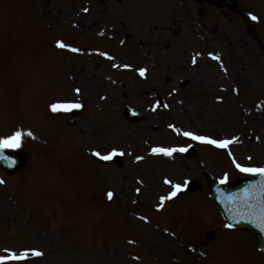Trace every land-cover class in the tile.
Wrapping results in <instances>:
<instances>
[{
    "label": "rangeland",
    "instance_id": "rangeland-1",
    "mask_svg": "<svg viewBox=\"0 0 264 264\" xmlns=\"http://www.w3.org/2000/svg\"><path fill=\"white\" fill-rule=\"evenodd\" d=\"M237 1L260 18V41L236 11L194 0H0V136L24 128L38 137L19 149L28 153L20 174L0 170V255L36 248L44 255L23 264H264L252 237L221 221L204 181L247 177L233 157L264 166V0ZM56 102L82 110L53 113ZM126 107L143 118L128 122ZM183 131L233 143L209 147ZM155 146L193 152L154 155ZM113 149L123 155L93 154ZM165 177L200 186L158 209L172 190Z\"/></svg>",
    "mask_w": 264,
    "mask_h": 264
},
{
    "label": "snow or ice",
    "instance_id": "snow-or-ice-1",
    "mask_svg": "<svg viewBox=\"0 0 264 264\" xmlns=\"http://www.w3.org/2000/svg\"><path fill=\"white\" fill-rule=\"evenodd\" d=\"M84 11H88V9H84ZM248 15L252 21H259L260 19L256 14H253L251 12H249ZM56 46L62 49H69L72 52L81 51V49L73 47L72 45L65 43L63 40H58L56 42ZM101 54L105 56L107 55V53H101ZM209 56H211L212 59L216 61H221L222 59L220 55L214 53H209ZM192 62L194 64L196 63L195 57L193 58ZM122 67L127 68L130 66L122 65ZM221 67H224V65L221 64ZM138 71L140 76L143 77L147 70L141 68ZM75 91L79 93L81 89L77 88ZM79 107H81L79 103H73V102H56V103H51L49 105V108L53 113L60 111H70L72 109H76ZM165 107H167V105H165ZM169 127L175 128L174 125H169ZM175 131H177L178 133L181 132V130L178 128H175ZM182 135L192 140L199 141L202 143H207L215 147L224 148V149H227L228 146L231 143H233V140L230 139H226V140L214 139L207 135H198L193 131H183ZM26 138L37 139L38 137L31 129H24V128H18L10 135L0 136V162H4L9 167H13L16 164V159L13 156L9 155L8 153L9 151L15 152L21 149L25 143ZM186 151H187V147L155 146L152 147L151 149L152 154L163 155L167 157H172L173 154L176 152L183 153ZM93 154L104 161H110L112 160L113 157L117 155H123V153L117 149H113L108 154H102L99 151H94ZM229 155H231V153H229ZM142 159H144V157L142 156L136 157L137 161H140ZM249 159H251V157H249ZM233 163L235 164V167L242 173H246L253 176L258 175L260 177H264V167H250V166L242 165L241 163L236 161L235 157H233ZM227 180H228V176L227 174H225L220 179L219 182L221 184H224ZM2 183H5V181L3 179H0V184ZM164 183L170 185L172 190L167 194V196L160 197V203L157 205L158 209L164 207L165 201L172 200L173 198L177 197V195L187 187L188 181L185 180L183 183H176L173 180L169 179L168 177H165ZM139 191L140 189H137V192ZM107 197L109 200L113 199L114 193L112 191H108ZM229 199L235 202L236 197L229 196ZM252 200H255L256 202L250 203ZM244 207L246 211L241 213L242 217L248 220L249 223L254 224L261 231H264V180H261L259 184H257L256 182H252L245 189ZM142 219L147 220V217H142ZM227 227L231 228L232 225L229 224L227 225ZM3 252L4 254L0 255V264H23V262L27 261L30 256L40 257L44 255L42 251L36 248L24 249L19 252L11 250L9 248H5Z\"/></svg>",
    "mask_w": 264,
    "mask_h": 264
},
{
    "label": "water",
    "instance_id": "water-1",
    "mask_svg": "<svg viewBox=\"0 0 264 264\" xmlns=\"http://www.w3.org/2000/svg\"><path fill=\"white\" fill-rule=\"evenodd\" d=\"M209 2H212L215 5H220V3H224L225 5L228 6L233 5V0H209ZM125 114L128 117L132 116L129 117L131 120H135L139 118V115H137L134 111L129 109L125 110ZM9 155L13 156L16 159V164L13 167H9L6 163L0 162V166L7 169L8 172H12L14 170L19 169V167L22 164L23 158L21 155L18 156V154H9ZM261 180H264V177H260L256 175L250 181H239L232 185L213 186L212 184H210L212 197L217 201L220 208L223 210L226 219L231 224H235L238 227L251 228L248 225L249 223L248 220L244 219L241 215V213L246 211L244 207L245 189L249 186L250 183L256 182L257 184H259ZM229 196H235L236 197L235 202L230 200ZM255 202H256L255 200H252L250 203H255ZM255 234L258 236L262 246L264 247V231L261 230L255 231Z\"/></svg>",
    "mask_w": 264,
    "mask_h": 264
}]
</instances>
